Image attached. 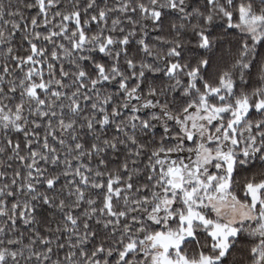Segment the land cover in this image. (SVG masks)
Instances as JSON below:
<instances>
[{
	"label": "snow or ice",
	"instance_id": "6c2138e0",
	"mask_svg": "<svg viewBox=\"0 0 264 264\" xmlns=\"http://www.w3.org/2000/svg\"><path fill=\"white\" fill-rule=\"evenodd\" d=\"M0 264H264V0H0Z\"/></svg>",
	"mask_w": 264,
	"mask_h": 264
}]
</instances>
